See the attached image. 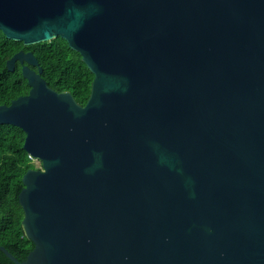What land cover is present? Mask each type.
<instances>
[{"label": "water", "instance_id": "95a60500", "mask_svg": "<svg viewBox=\"0 0 264 264\" xmlns=\"http://www.w3.org/2000/svg\"><path fill=\"white\" fill-rule=\"evenodd\" d=\"M0 30L93 74L81 105L6 62L30 90L0 124L41 163L14 264H264V0H0Z\"/></svg>", "mask_w": 264, "mask_h": 264}, {"label": "trees", "instance_id": "16d2710c", "mask_svg": "<svg viewBox=\"0 0 264 264\" xmlns=\"http://www.w3.org/2000/svg\"><path fill=\"white\" fill-rule=\"evenodd\" d=\"M20 50L35 55L42 68L41 76L49 87L58 92L70 91L79 104L86 103L93 74L79 53L71 50L64 39L57 37L24 45L21 41L6 38L0 30V105H9L13 99L26 95L30 90L22 76L20 63L13 71L6 67L7 60ZM24 139L25 133L20 128L0 124V246L19 261L24 260L33 248L22 230L24 214L18 201L23 187L22 176L29 168H35L22 148ZM0 264L14 263L0 250Z\"/></svg>", "mask_w": 264, "mask_h": 264}, {"label": "rangeland", "instance_id": "374dc122", "mask_svg": "<svg viewBox=\"0 0 264 264\" xmlns=\"http://www.w3.org/2000/svg\"><path fill=\"white\" fill-rule=\"evenodd\" d=\"M32 163L35 166V168H40L41 167V163L38 160H33Z\"/></svg>", "mask_w": 264, "mask_h": 264}, {"label": "built area", "instance_id": "2783aa9c", "mask_svg": "<svg viewBox=\"0 0 264 264\" xmlns=\"http://www.w3.org/2000/svg\"><path fill=\"white\" fill-rule=\"evenodd\" d=\"M29 158H30L32 161L35 160V159H33L32 157H30V156H29Z\"/></svg>", "mask_w": 264, "mask_h": 264}]
</instances>
